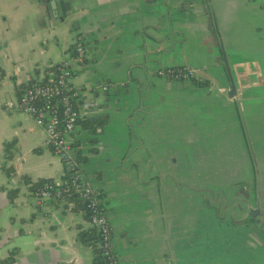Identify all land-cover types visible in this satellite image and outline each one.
<instances>
[{"label": "crops", "instance_id": "obj_1", "mask_svg": "<svg viewBox=\"0 0 264 264\" xmlns=\"http://www.w3.org/2000/svg\"><path fill=\"white\" fill-rule=\"evenodd\" d=\"M54 1L0 0V264H93L85 211L39 204L23 179L60 184L67 167L6 108L76 37L73 146L120 264H264V0ZM173 67L197 76L157 74Z\"/></svg>", "mask_w": 264, "mask_h": 264}, {"label": "built area", "instance_id": "obj_2", "mask_svg": "<svg viewBox=\"0 0 264 264\" xmlns=\"http://www.w3.org/2000/svg\"><path fill=\"white\" fill-rule=\"evenodd\" d=\"M86 49L83 40L76 37L59 64L42 76H35L24 85L15 100L6 108L28 113L45 132L46 145L64 162L71 172L70 186L85 201L88 220L98 234V246L105 264H120L111 242V225L98 192L81 175L79 160L75 156L72 134L83 118L80 111L82 93L72 83L75 67L84 62ZM158 75L175 80H190L197 76L196 69L188 67L164 68ZM106 90V85H101ZM39 204L49 199H60V190L44 185L35 191ZM62 200V198L60 199Z\"/></svg>", "mask_w": 264, "mask_h": 264}, {"label": "trees", "instance_id": "obj_3", "mask_svg": "<svg viewBox=\"0 0 264 264\" xmlns=\"http://www.w3.org/2000/svg\"><path fill=\"white\" fill-rule=\"evenodd\" d=\"M55 67L51 66L45 70V72L53 69ZM198 82V81H197ZM202 83V82H200ZM20 91V90H19ZM84 126L86 128H91L92 124L90 122H87L84 120ZM93 128V127H92ZM76 158L80 159L79 152L76 153ZM10 158V156H8ZM2 168L4 169L6 175L11 176L14 174V169L12 165H6V163L2 164ZM23 179L27 183H31L30 188L34 191L37 189L43 187L44 185H54L55 188L60 190L61 198L62 200H65L67 204H72L71 210L73 211H85L87 217V209L85 206V201L79 196V194L72 189L70 186V179H71V172L67 170L65 177L63 179V182L60 184L54 183L50 179H38L34 182H30V179L28 177H23ZM17 192V189H11L7 192L8 198L12 199ZM60 198V199H61ZM60 199H55L56 201H59ZM79 239L81 241H89L91 246L93 247V264H105V261L101 255L100 248L98 246V234L96 233V230L94 228H89L87 230H83L78 235ZM8 260H11L10 258Z\"/></svg>", "mask_w": 264, "mask_h": 264}, {"label": "water", "instance_id": "obj_4", "mask_svg": "<svg viewBox=\"0 0 264 264\" xmlns=\"http://www.w3.org/2000/svg\"><path fill=\"white\" fill-rule=\"evenodd\" d=\"M40 1L43 3H49L53 10L56 9V3L54 0H40ZM223 59H224L225 68L227 70L229 83H230V89L228 91V96L231 98V97H234L236 95V87H235V83H234L233 77H232L231 72H230V67L228 66V62L226 61V57H225L224 52H223ZM249 127L253 128V125L249 124ZM248 213L252 217L258 216L260 214V208L259 207L250 208Z\"/></svg>", "mask_w": 264, "mask_h": 264}]
</instances>
